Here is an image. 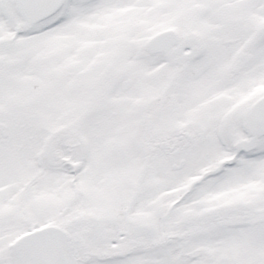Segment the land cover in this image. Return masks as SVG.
Returning <instances> with one entry per match:
<instances>
[{
  "label": "rangeland",
  "instance_id": "obj_1",
  "mask_svg": "<svg viewBox=\"0 0 264 264\" xmlns=\"http://www.w3.org/2000/svg\"><path fill=\"white\" fill-rule=\"evenodd\" d=\"M61 2L53 15L29 29L30 35L18 37L13 51L8 54V60H17V65L12 69L0 68V264H11L4 249L6 242L30 227L53 222V217H57L61 206L66 203L69 210L64 215L63 224L69 228L75 224L72 230L82 239L87 250H93L91 242L94 239L101 238L102 243L109 233L128 232L143 212L150 213L153 207L164 209L165 205L168 206L166 202L171 198L173 201L179 191H186L192 180L195 179L192 184L196 183L199 171L208 169V165L226 155L229 142L241 137L237 122L246 103L240 104L239 101L233 109L228 107L231 102L253 85H257L259 93L264 92V0ZM11 3L12 0H0V32L8 30L12 23L10 19L15 8ZM16 16L19 25L21 19ZM167 26L175 28L180 39L194 37L203 42V54L186 63L181 72L186 75L177 84L178 87L186 84L181 91L180 88L175 90V83L171 90V85H164L162 75L168 72V66L161 60H170L167 55L153 54L146 48V41ZM7 33H0V38ZM243 54L250 60L244 66L245 74L249 76L236 84L231 76L234 72L230 69L232 61ZM138 66L147 73L145 82L141 86L137 84L134 89L129 88V94L110 95L108 102H104V89L116 76L125 72L133 75L134 70L138 83ZM169 70L170 73L176 72L173 65H169ZM155 82L157 86L153 85ZM196 83H200V90L191 88ZM221 84L226 85L224 91ZM132 89L140 95L137 97L130 92ZM158 89L162 95V108L157 117L151 114L147 120L159 123L155 126L154 123H145L151 136L160 137L157 146L153 148L148 142L141 141L139 145V140L133 145L127 144L131 150L145 151L141 156L144 154L151 164L142 184L135 171L137 164L132 160L136 155L133 158L129 155L127 164L116 165L114 160H109L107 166L106 159L118 150L111 149L117 141L124 142L130 136L122 130H126L128 120H137L134 116L138 110V98L144 96L143 100L147 102ZM222 92L225 97L217 96ZM188 98L194 101L191 109L184 107ZM198 98L201 103L210 105L201 112H191L200 104V101L195 103ZM92 103L97 104L93 113L88 109ZM115 110L116 116L112 112ZM146 110L154 112L155 109L147 107ZM228 116L231 123L227 121ZM192 120L203 129H189ZM75 122H80L77 125L81 128V135L91 147L85 160L88 170L81 176L76 189L66 186L65 175L57 167L50 166L44 154L43 172H37L33 161L36 144L42 136L58 131L59 126H68L65 127L66 134L72 136ZM93 122L99 128L93 129ZM185 135L200 137L195 144H190L192 141L189 140L190 143L183 146ZM173 139L177 140L176 152H172L173 148L166 150L163 147L165 140L172 143ZM259 144L260 149L253 153V159H243L242 155L234 171L231 170L236 176L231 186L239 187L242 201L239 202L241 198L235 195L229 201L234 208L229 205L228 208L264 219V140ZM93 147L100 150H93ZM181 159L184 163L180 167L178 162ZM172 163L175 169H172ZM219 180L220 177L212 180V185L216 184L213 189L220 185ZM80 189L87 192L85 203L66 202L72 192ZM137 190L141 192L136 193ZM206 190L201 186L188 197L186 195L175 209L178 215L189 217L190 210L193 215L196 211L200 213L199 203L204 202ZM253 193L255 198H251ZM126 195L128 198L124 201ZM221 195L219 192L209 194V201H215ZM250 199L256 202L254 207L257 205L261 210L249 212L243 200ZM131 203L134 205L126 214ZM84 204L90 209H87L88 216L94 213L95 222L86 218L81 210L80 213L77 211L84 208ZM209 204L203 213L214 211L212 214L216 215L218 207ZM103 217L110 219L100 221ZM121 218L127 219L126 222H119ZM190 218L186 221L189 222ZM166 229L167 226L164 231ZM221 232L249 233L242 237L246 244L235 245L239 251L233 254L235 257L225 259L221 264H235L236 261L237 264H264V222L240 231L227 229ZM228 241L227 238L225 242Z\"/></svg>",
  "mask_w": 264,
  "mask_h": 264
},
{
  "label": "flooded vegetation",
  "instance_id": "obj_2",
  "mask_svg": "<svg viewBox=\"0 0 264 264\" xmlns=\"http://www.w3.org/2000/svg\"><path fill=\"white\" fill-rule=\"evenodd\" d=\"M61 1L62 0H60L59 6L62 3ZM16 4L17 0H14V2L12 0L11 6L15 8L13 12L15 11L16 14L15 12L14 15L11 14L10 20L12 23L8 25L9 29L6 31L4 29L0 32L3 34L8 31L7 35L0 38V68L5 67L6 69H12L15 65H17V60H8V54L13 51L20 38L26 37L21 34H26L27 36L30 35L31 33L28 34V31L29 29H31V27L33 28V26H35L39 22L48 19L56 12L59 7L58 6L57 9L49 16L37 21L28 28H24V20L20 15ZM16 15H19L21 19L19 25ZM165 30H173L175 32V36H173L172 34L168 35V40L160 44L161 49L153 52V54L155 53L160 55H167V58L170 60H161L162 64L168 66V72H165L164 75H162V77L164 76L165 78L164 85L166 83L171 85V90L175 83V90L177 91L180 88L181 91V88L184 87V85L186 86V84H182L181 87L177 86L179 81L186 78V75L182 74L181 72L184 70L186 63H188L189 61H195L193 59H198L199 56L203 54V42L194 37L180 39V37H178L179 35L177 30L175 28L173 29L170 26H167L164 29L159 30L158 32L156 31V33L163 32ZM174 37L175 39L172 40V38ZM167 61H169V63ZM247 61L250 62V60H248V56H246L245 54L240 55L237 60L232 61V67L230 70H232L234 74H231V76L232 78L234 77L236 84L238 82L241 83L242 80L246 79V77L249 76L245 74V65H247ZM169 65H173L175 67V73H170ZM138 72V83L134 70L133 75H131L129 72H125L124 74H120L121 77L116 76V78L113 79L110 84H107V87L104 89L105 95L102 97L103 101L108 102L110 95L117 96L129 94L127 93V90L129 88L135 87L137 84L141 86L143 82H145L144 75L147 73L140 66H138L137 74ZM255 77H257L256 74ZM162 80L163 79H161V81ZM197 80L202 81V79ZM155 84H157L156 82L153 83V85L157 86ZM193 87H198L197 90H200L201 85L200 83H196V85L191 86V88ZM202 87L204 88L203 91L205 92V86L202 85ZM221 87L224 91V87H226V85H222ZM133 89L130 92L137 94L133 92ZM160 89H158V91ZM158 91L153 96V98L148 99L147 102L143 100L144 96H141V99L138 98V110L134 116V118H137V120L134 122H130L128 120L129 124L126 127V130H122L123 133L127 132L128 134H130V136L124 142L117 141L116 145L112 146L111 149L118 148V150L112 154L110 153V156H108L106 159L107 166L109 160H114V162H116V165L122 163L127 164V157L129 155H131V157L136 155L134 156V158L132 157V160L137 164V168L135 171L139 175V181H141L142 184H144L145 182V173L150 172L148 167L151 164L146 161V156H144V154L141 156V154L145 151L137 149L135 151V148H132L131 150L127 147V144L131 143L133 145V142L135 140H139V145L141 141L145 144H147L148 142L149 145L153 148L157 146L160 137L154 138L153 136H151V134H149L150 132L147 131V127H145V123L148 122L147 125H151V123H154V126L159 123L155 120L153 122L147 120V118H149L151 114H154L157 117V115L159 114V109L162 108V95L161 91H159V93ZM139 95L140 93L137 94V97ZM217 96L225 97V93L222 92ZM240 97L231 102L228 107H232L234 109L236 105H239V101L240 104L246 103V109L244 113L239 116L237 122V128L241 134V137L229 142L228 147L225 151L226 155L223 158H219L218 160H216L217 162L215 161L212 165H208V169L199 171V174L197 173L199 178L196 180V187L195 184H192L195 179L190 183L189 181H187L186 184H190H188L187 186L188 189L184 192L179 191V193H177L173 197H176L175 199H173V201L172 198L168 200L166 202L168 206L165 205V210L162 207H153L150 210V213L148 212L146 214V212H143L142 214H140L141 216L136 218L137 221L132 223V227L130 226L128 228V232H123L121 234L109 233L105 236L106 239L102 243H100L101 241H99L101 240V238L96 240L94 239L91 242L93 250H87L84 247L82 239L76 236V234L72 230L75 224L72 226V228H69L65 226V224H63V219L65 220L64 215L66 214V211L69 210L68 203L61 206L60 210L58 211L59 216L56 215L57 217H59L58 219H56L57 217H53V222L44 224L41 227L56 225L66 232L68 244L70 247V254L75 264H221V262L225 259H233L235 257V255L233 254H237L239 252L237 248H234L235 245L246 244L242 237L244 234L249 233H222L221 231H226L227 229L240 231L241 229H247L251 225L264 222V219H262V217L252 218V216L242 214L240 211H229V208H234V205H232L231 202L229 203V201L235 195L241 198L239 202L242 201L239 187L236 189L234 186H231L234 183L236 177L232 173L234 171L233 168H235L240 162V157L242 155L244 156L243 159H253V153L260 149L259 143L264 140V92L259 93L257 85H253L250 90L246 91V93L240 94ZM211 99H215V97H212ZM192 101L193 100L191 98H188V103L184 107L186 109H191L193 106L191 104ZM199 101L200 104L195 105L191 112H201L205 109V107H209L210 105L203 102L201 103L200 98H198L195 103L197 104ZM125 105H123L124 108L126 107ZM96 107L97 104L92 103L88 109L93 110V113ZM147 107H152L153 110L155 109L154 112L152 110L147 111ZM179 110L181 111V108ZM248 111H250V118L246 119ZM112 112H114V115L116 116L117 111L115 110ZM229 118L230 116H228L227 121L231 123V118L230 120ZM189 122H191L188 124L189 129H203V126H201L199 123V125L195 124L197 123L195 122V120ZM78 123L80 124V122H75L76 125L74 124L73 126V129H75V131L72 132V136L66 134L65 127L68 128V126H59L57 128L58 131L53 132L51 135L42 136L39 142L36 144L37 148L33 153V161L38 173L40 171L43 172V170L45 169L43 165L44 154V156L46 157V162L50 164V166L57 167V170L61 171V173L65 175L66 186L74 189H76V185H79L81 176L88 170V165L86 164L85 160L91 149V147H89V144L81 135L82 132L80 131V126L77 125ZM94 123L95 122H93L92 128H99V126ZM168 128L172 129L171 127ZM198 137L200 136L193 138V136L185 135L182 145L186 146L189 140L192 141L191 143L189 142L190 144H195V140ZM176 144V139H173L172 143H169V141L165 140L163 142V147L166 150L173 148L172 152H176L177 149L174 147V145ZM94 149L100 150L96 147H93V150ZM149 150L151 151V148ZM118 153H120L119 157L116 156V154ZM35 160L37 164L35 163ZM183 163L184 162L182 159L178 162L180 167L183 165ZM171 165L173 167L172 169H175V164L172 163ZM72 168L74 170H72ZM216 177H220V185L217 186V188L213 189L212 187H215L216 184L212 185V180ZM201 186H204L207 189V192H205L204 196V202L201 201L199 203L201 212L199 213L198 211H196L195 215H198L197 217H193L195 215H193L192 210H190L191 216L189 217L179 216V213L175 211L177 206L182 203L186 195V197H188L191 192L193 193L197 188ZM135 192L139 193L141 191L137 190ZM216 192L222 194L221 197L216 198L215 201H209L208 195L215 194ZM224 193L225 195H223ZM255 197L256 194H254V197L251 196V198ZM127 198V195L124 196V201L127 200ZM157 198L159 202L162 200L160 195ZM157 198L155 200H157ZM86 200L87 192L83 189H80L77 190L76 193L72 192L70 198L66 202L69 201L71 203L82 201L83 203H85ZM210 202L213 203V207H218V210H215L217 211L216 215L212 214L214 211H205L203 213V209L210 207ZM133 203H131V206H129L125 211L126 214H128L130 212L129 210L132 209V206L134 205ZM254 203L256 204V202L252 199L243 200V204L245 205V207H247L249 212H252V209H255L256 211L261 210V208L257 207V205L254 207ZM87 209L90 210L87 205L84 204V208L82 207L77 211L80 213L81 210L82 214H84L86 218H88L90 221L93 220L95 222L97 219L95 218L94 213L92 216H88ZM229 212L231 213L228 215ZM209 213H211L212 215ZM187 218H190L189 222L186 221ZM108 219H110V217H103L100 219V221H105ZM126 220H123V218H121L119 222L124 223L126 222ZM162 221L164 222L162 223ZM165 226L168 227L166 231H164ZM41 227H30L27 230H24V232H20L14 235L9 240V242H6L4 249L9 254L11 264L12 258L10 256V249L8 245L18 236L35 228ZM227 238L230 241L225 242ZM237 263L239 262L236 261L235 264Z\"/></svg>",
  "mask_w": 264,
  "mask_h": 264
},
{
  "label": "water",
  "instance_id": "obj_3",
  "mask_svg": "<svg viewBox=\"0 0 264 264\" xmlns=\"http://www.w3.org/2000/svg\"><path fill=\"white\" fill-rule=\"evenodd\" d=\"M59 2L60 0H17L18 10L24 19V28L53 12ZM167 35L168 32H165L151 38L148 42L150 50H155L157 43L167 41ZM246 117H250V111ZM10 248L13 264H75L66 232L54 225L35 229L19 237Z\"/></svg>",
  "mask_w": 264,
  "mask_h": 264
}]
</instances>
